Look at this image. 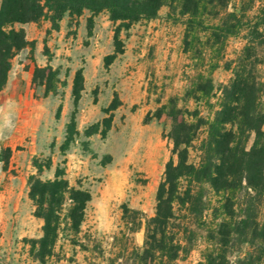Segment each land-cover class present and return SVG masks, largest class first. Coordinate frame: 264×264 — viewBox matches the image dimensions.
<instances>
[{
  "label": "rangeland",
  "instance_id": "obj_1",
  "mask_svg": "<svg viewBox=\"0 0 264 264\" xmlns=\"http://www.w3.org/2000/svg\"><path fill=\"white\" fill-rule=\"evenodd\" d=\"M261 4L262 0H256L249 14ZM168 13L169 7L163 6L157 18L121 26L118 32L121 51L116 52L114 30L118 22L112 23L105 11L93 14L84 10L77 17L64 16V24L76 26L68 31L69 40L65 44L47 45L45 51L42 39H37L34 48L24 47L13 56L7 83L0 91V195L14 191V196H26L28 206L22 210L23 215H17L16 211L8 217L0 215V264H36L28 240L41 235L43 221L33 215L28 177L37 174L35 162L44 164L47 159L51 160V166L38 174L41 179L52 178L59 165L70 185L91 192L79 233L88 248L61 239L47 264H109L108 258L121 253L124 245L127 248L142 245L143 228L136 232L125 228L122 205L139 209L147 216L155 211L156 190L172 143L166 135L168 119L165 116L157 119L152 114L170 97L189 109L198 108L204 116L212 114L220 89L232 76L235 60L246 43L242 31L227 38L223 50L215 57L206 49V37L200 33L195 48L201 53H195L194 49L186 51L182 17L173 20ZM174 16L178 18V13ZM80 22L84 23V29L79 34ZM37 27L43 29L44 22ZM254 52L250 61H257L249 63L247 70L264 82V31ZM110 54L115 56L107 64L105 56ZM46 59V64L58 69L54 91L48 93L43 85L32 82L34 66ZM214 62L218 65L211 68ZM80 68L83 88L74 105L72 81ZM199 72L211 79L213 91L207 100L185 98L191 80ZM114 98L117 106L105 111ZM71 116L77 134L68 149L61 152ZM109 116L110 124L103 134V120ZM91 125H97V132L86 136L84 131ZM252 139L253 135L246 143L247 148ZM195 156L196 152L191 150V159L195 160ZM206 195V209L199 220L185 217L183 210L177 211L179 219L191 230L188 236L192 249L174 264L202 261L207 229L215 224L213 217L218 213L215 208L220 198L208 189ZM236 197L237 202L245 198ZM258 217L264 220V198Z\"/></svg>",
  "mask_w": 264,
  "mask_h": 264
},
{
  "label": "trees",
  "instance_id": "obj_2",
  "mask_svg": "<svg viewBox=\"0 0 264 264\" xmlns=\"http://www.w3.org/2000/svg\"><path fill=\"white\" fill-rule=\"evenodd\" d=\"M256 0H0V91L5 87L13 56L22 48H34L21 26L48 21L50 29L58 30L64 16L77 17L84 10L95 14L105 11L114 30L116 52H120L118 32L140 20L158 17L163 6L169 7L168 17L185 25L184 49H194L199 34L206 37L204 45L218 57L227 38L244 32L243 51L235 60L232 76L222 85L216 109L204 116L198 108L179 105L175 97L156 108L152 117L165 116L169 121L167 138L172 143L171 155L165 164L157 186L155 211L147 216L139 209L122 205V220L129 232L143 228L141 246L133 244L108 258L109 264H174L192 249L185 217L199 220L206 209V189L219 196L215 224L207 229V246L199 264H264V220L258 210L264 198V82L247 70L255 55V44L264 31V0L250 15ZM230 6V8H229ZM178 13V18L174 13ZM180 17V18H179ZM20 25V26H17ZM90 25V19H89ZM89 27V26H88ZM48 32V30H47ZM45 51L47 44L43 42ZM115 52V53H116ZM201 53V50L198 51ZM114 54L105 56L108 64ZM213 56H211L213 58ZM218 62L210 65L215 68ZM58 69L50 64L34 66L32 82L43 85L45 93L54 91ZM83 88L81 68L76 70L71 94L74 105ZM214 85L199 72L185 92V98L199 101L210 96ZM114 98L105 111L117 106ZM213 106V105H210ZM60 108L58 107L57 113ZM150 117L146 115V119ZM111 116L104 118L109 127ZM97 132V125L84 131L86 136ZM74 116L66 124L65 138L60 145L64 152L73 142ZM253 135L252 143H246ZM191 150L196 159H191ZM37 174L28 177V197L34 206L33 215L42 219L41 235L28 240L30 254L36 264H47L54 255L59 240L66 239L82 249L88 246L79 233L85 218L91 192L69 184L62 167L57 165L52 178L41 179L38 174L50 168L51 160L35 162ZM244 193L243 195H240ZM236 196H245L237 202ZM183 234L182 236L179 235ZM236 253V255L234 254ZM235 255V258H230Z\"/></svg>",
  "mask_w": 264,
  "mask_h": 264
},
{
  "label": "crops",
  "instance_id": "obj_3",
  "mask_svg": "<svg viewBox=\"0 0 264 264\" xmlns=\"http://www.w3.org/2000/svg\"><path fill=\"white\" fill-rule=\"evenodd\" d=\"M44 22V28L37 27V23L30 22L21 25L25 30V35L27 40H34L36 43L37 39H42V43L46 42L47 45L57 43L58 45H63L69 40L68 31H70L73 28H76V26L71 27L64 24V17L59 22V29L54 30L50 29V23L48 21H42ZM81 29H84V23L80 22L78 24L77 30L80 34ZM48 30V32H47ZM100 35V32H99ZM47 63V59L41 61L40 65H45ZM31 68L29 69L28 73H31ZM14 191H7L6 194L0 195V215H3L5 217H8L11 215V212H17V215L22 214V210L26 209L28 200L26 196H14ZM32 211L29 207V214ZM23 215V214H22Z\"/></svg>",
  "mask_w": 264,
  "mask_h": 264
}]
</instances>
